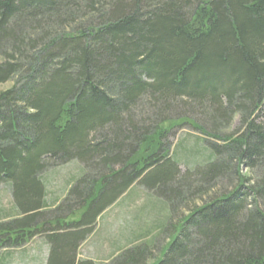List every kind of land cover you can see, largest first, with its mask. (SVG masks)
Listing matches in <instances>:
<instances>
[{
	"label": "trees",
	"instance_id": "16d2710c",
	"mask_svg": "<svg viewBox=\"0 0 264 264\" xmlns=\"http://www.w3.org/2000/svg\"><path fill=\"white\" fill-rule=\"evenodd\" d=\"M4 86L0 264H264V0H0ZM136 187L139 243L79 259Z\"/></svg>",
	"mask_w": 264,
	"mask_h": 264
},
{
	"label": "rangeland",
	"instance_id": "374dc122",
	"mask_svg": "<svg viewBox=\"0 0 264 264\" xmlns=\"http://www.w3.org/2000/svg\"><path fill=\"white\" fill-rule=\"evenodd\" d=\"M7 86L1 87L0 89H5ZM237 125V121H234V126ZM63 169H58L57 171H52L55 173L53 175V179L51 180L50 185L47 184V191L54 196H62L61 190L63 189V184L65 183L64 179L67 178L65 171ZM135 195L130 197L126 204L124 203H116V206H113L106 210L96 221L95 229L93 234L89 237L87 242L81 246L78 251L79 259L89 258V254L91 253L93 256L96 254L97 246L99 243L97 242L98 236H103L105 238V244H102V251L104 252L107 259L111 257L110 249L113 245L120 246L117 248L115 252L121 251V249H125L128 247L127 241L134 242V236L138 234V236L142 235V231L146 230L150 227L151 221L156 218V207L155 205L148 204L144 202L146 198V192L143 191L142 188L136 187ZM146 194V195H145ZM52 197V195L50 196ZM155 198H152V202ZM156 200V199H155ZM121 204V205H120ZM199 204V203H198ZM0 207L9 210L13 207V201L10 194V190L6 184L0 186ZM171 213V211L169 210ZM179 213L182 216L187 214V211H184V208L181 206L179 208ZM180 215V218L182 217ZM171 218V216H169ZM139 226V227H138ZM140 234V235H139ZM156 234L154 231L150 233L149 237L154 236ZM171 234H168L164 237L163 242L157 246V249L154 248V258L152 261H149L147 264H153L154 260H158L161 254V251L165 250L167 243L170 241ZM152 238L146 239V242H149ZM138 241L134 242L135 244L139 243ZM149 244V243H148ZM112 252V255L115 253ZM105 258V259H106ZM98 262V261H96Z\"/></svg>",
	"mask_w": 264,
	"mask_h": 264
}]
</instances>
